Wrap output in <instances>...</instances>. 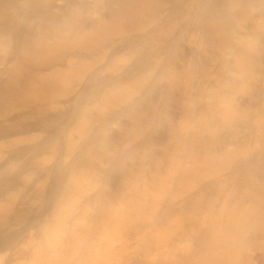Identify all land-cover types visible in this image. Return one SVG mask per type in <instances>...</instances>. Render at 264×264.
<instances>
[{
    "label": "bare ground",
    "instance_id": "obj_1",
    "mask_svg": "<svg viewBox=\"0 0 264 264\" xmlns=\"http://www.w3.org/2000/svg\"><path fill=\"white\" fill-rule=\"evenodd\" d=\"M39 1L66 13L57 21L63 27L104 23L110 0L27 5ZM131 1L129 13L120 5L128 1H113L121 8L108 38L102 29L92 38L93 27L74 31L73 41L63 33L77 51L48 68L70 71L61 94L86 79L92 86L36 159L50 166L33 182L35 200L42 208L51 171L52 199L11 264H168L183 248L192 251L184 264H236L246 243L264 242V0ZM125 18L130 25L118 28ZM180 38L187 53L177 59ZM171 100L174 119L161 112ZM161 128L158 146L150 135Z\"/></svg>",
    "mask_w": 264,
    "mask_h": 264
},
{
    "label": "rangeland",
    "instance_id": "obj_2",
    "mask_svg": "<svg viewBox=\"0 0 264 264\" xmlns=\"http://www.w3.org/2000/svg\"><path fill=\"white\" fill-rule=\"evenodd\" d=\"M19 1L0 0V264H11L15 245L25 236L38 214L52 199L51 171L45 185L42 208L40 202L38 204L35 200L37 193L33 182L41 175V167L50 166V163L38 165L36 159L45 153L57 131L75 119L78 107L86 101L87 92L92 86V80L86 79L75 85L72 93L61 94L60 91L68 86L65 81L71 73L69 70L59 72L48 68L51 65L60 66L64 55L77 51L68 45L70 40L73 41L74 31L93 27L92 38L101 34V29L105 32L104 37H110L113 31L111 24L115 21L113 16L121 8L120 5L124 7L133 2L126 0L128 3L118 5L110 0L105 3L100 11L104 23L100 25L84 18L73 25L62 27L57 21L66 13L44 10L46 6L40 1L28 6V0H22L20 5L23 9L5 10L7 4ZM49 1L47 4H52L53 0ZM132 5H127V13L132 11ZM174 8L175 6L168 10L170 17H177L179 14ZM48 19H55V23L48 24ZM128 25L130 24L125 18L117 27L126 29ZM64 27L67 29H63ZM64 31L72 39H63ZM58 34L59 39L55 37ZM122 42L109 47L104 60L107 61L111 54L122 50L124 41ZM79 47L80 51L87 50L86 46ZM186 53V45L180 38L172 54L177 59H182ZM109 82L106 78L102 84ZM157 94L158 89H152L147 96L148 101L155 102ZM70 98L74 99V103H70ZM55 105L57 108L52 109L51 106ZM161 112L174 119L178 114L177 102L169 101L167 106L161 108ZM126 122L122 116L120 123L125 125ZM109 133L117 136L114 130ZM165 134L163 128L157 129L150 135V139L161 146ZM57 144V154H60L61 141L57 140ZM155 152L158 153L159 150ZM24 176L28 177L27 181ZM112 177L113 180L117 178L115 173ZM244 246L235 255L236 264H264V242L246 243ZM191 253L192 251L183 248L178 251V263L176 258L174 263H170V256H167V263L184 264Z\"/></svg>",
    "mask_w": 264,
    "mask_h": 264
}]
</instances>
